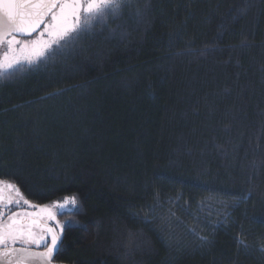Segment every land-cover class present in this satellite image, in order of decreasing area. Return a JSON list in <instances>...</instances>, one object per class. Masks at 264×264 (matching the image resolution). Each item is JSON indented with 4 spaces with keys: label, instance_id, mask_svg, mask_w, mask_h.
Masks as SVG:
<instances>
[{
    "label": "trees",
    "instance_id": "1",
    "mask_svg": "<svg viewBox=\"0 0 264 264\" xmlns=\"http://www.w3.org/2000/svg\"><path fill=\"white\" fill-rule=\"evenodd\" d=\"M106 19L0 80V180L75 197L55 206L66 264H264V0Z\"/></svg>",
    "mask_w": 264,
    "mask_h": 264
},
{
    "label": "snow or ice",
    "instance_id": "2",
    "mask_svg": "<svg viewBox=\"0 0 264 264\" xmlns=\"http://www.w3.org/2000/svg\"><path fill=\"white\" fill-rule=\"evenodd\" d=\"M132 0H0V45H7V51L0 55V80L31 71L38 65L53 59L55 56L71 50V46L80 39L84 33H90L94 24L106 23L110 14L118 17L122 9L130 6ZM81 11L84 16L81 19ZM139 13V10H137ZM51 17V22L45 23V17ZM71 18V21H70ZM44 25V31L48 40L37 39L29 44L27 41H19L16 34H32ZM19 45L17 48L16 46ZM7 189L15 192L18 197L23 198L19 188L8 181L0 180V206L5 205L4 192ZM7 205L15 203L17 206L20 200H7ZM23 203L29 206L31 202L23 199ZM70 204L76 206L75 197L65 198L64 204H56L58 208H64ZM42 211L47 212L49 219H54L53 213L47 207ZM0 211V215H2ZM26 215L31 216L32 213ZM18 213L9 217L10 223L0 224V246L6 242L16 244H40L45 238L37 239L31 228H26L23 219H17ZM29 223H36L30 221ZM71 221H65L70 224ZM51 235V246L46 253H39L40 256L51 257L54 250H58L60 236L47 229ZM10 251V250H9ZM8 255L6 251L2 253Z\"/></svg>",
    "mask_w": 264,
    "mask_h": 264
},
{
    "label": "flooded vegetation",
    "instance_id": "3",
    "mask_svg": "<svg viewBox=\"0 0 264 264\" xmlns=\"http://www.w3.org/2000/svg\"><path fill=\"white\" fill-rule=\"evenodd\" d=\"M11 199L13 201L20 200L19 206L15 203L11 205H7V200ZM5 206L0 207V211H2V215L0 218V224L7 225L10 223L9 217L14 213H18L17 219H23L25 223V227H30L34 236L39 239L40 237H44L45 240L41 241L40 244H21L17 242L16 244L11 243V241L6 242L4 245L0 246V251L2 249L12 248V247H20L24 249V252H31L28 256L30 257H22L20 259H11L7 264H66L62 261H59L57 258V253L60 248L53 254L51 257L40 256L39 253H46L47 248L51 246V235L52 233L47 232L48 228H51L53 232L57 233L60 236L61 241V225L59 219V213L55 211V205L52 204H43V205H34L29 206L23 203V199L18 197L15 192H10L5 189L4 192ZM32 205V204H31ZM47 207L53 215L54 219H49L47 212L42 211L43 208ZM27 213H32L31 216L26 215ZM36 221V223H29L30 221Z\"/></svg>",
    "mask_w": 264,
    "mask_h": 264
},
{
    "label": "water",
    "instance_id": "4",
    "mask_svg": "<svg viewBox=\"0 0 264 264\" xmlns=\"http://www.w3.org/2000/svg\"><path fill=\"white\" fill-rule=\"evenodd\" d=\"M47 18L48 17H45V21H46ZM39 29H37V31ZM36 32H34V33H36ZM34 33H32L30 35H33ZM30 35L29 34H16V36H20V37H25V36H30ZM6 251H8L9 254L8 255H3L2 253L6 252ZM56 251L57 250H54L53 253H52V255L55 254ZM30 253L31 252H24V249L23 248H20V247H12V248H7V249L6 248L5 249H2L0 251V264H7L9 261H11V259H17L18 260V259H20L22 257H25V256L32 258V256H28Z\"/></svg>",
    "mask_w": 264,
    "mask_h": 264
},
{
    "label": "rangeland",
    "instance_id": "5",
    "mask_svg": "<svg viewBox=\"0 0 264 264\" xmlns=\"http://www.w3.org/2000/svg\"><path fill=\"white\" fill-rule=\"evenodd\" d=\"M3 206H5V205H3ZM3 206H0V207H3ZM0 218H1V215H0Z\"/></svg>",
    "mask_w": 264,
    "mask_h": 264
}]
</instances>
